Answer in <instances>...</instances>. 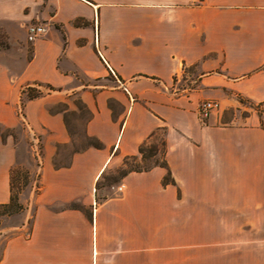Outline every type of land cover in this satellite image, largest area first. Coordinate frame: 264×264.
Masks as SVG:
<instances>
[{"label": "crops", "instance_id": "1", "mask_svg": "<svg viewBox=\"0 0 264 264\" xmlns=\"http://www.w3.org/2000/svg\"><path fill=\"white\" fill-rule=\"evenodd\" d=\"M32 24L46 33L31 43ZM0 26V128L41 146L21 221L0 230V264H208L214 250L217 264H264V0H0ZM32 86L52 90L23 104L22 122ZM230 94L259 111L220 123ZM71 97L102 146L57 165ZM158 130L175 185L154 167L123 177L122 193L96 188ZM16 146L0 133V204Z\"/></svg>", "mask_w": 264, "mask_h": 264}, {"label": "rangeland", "instance_id": "2", "mask_svg": "<svg viewBox=\"0 0 264 264\" xmlns=\"http://www.w3.org/2000/svg\"><path fill=\"white\" fill-rule=\"evenodd\" d=\"M8 35L5 33L4 27L0 26V50L1 51H9L10 50V45H9V39L7 38ZM19 50H21V47H19ZM15 49L14 55L12 60L18 61L20 57V51ZM193 79V76L191 77ZM191 79H187L186 85L189 87L193 86V83H191ZM32 89L34 91H38L41 93V95H44L48 93L49 89H41V87L38 86H32ZM25 88L21 90V95H20V107L18 109V116L21 119L22 122L23 120V104L28 101V95L24 93ZM35 93V92H34ZM236 101V106L231 107L228 106L225 102H221L223 106V110L220 113H217L218 116H220V123H230L233 122L237 118H244L246 117L249 113H256L259 111L260 106L247 101L245 98H242L239 95L234 96L233 94L229 95ZM206 101H216L219 103L218 100L212 99V100H206ZM71 109L68 110L65 114V123L68 129V132L71 136V142L65 146H59L58 147V152L59 155L55 159V163L57 165H66L69 161V158L71 154L75 151H80L89 146L90 141L87 140L84 136L85 134V123L88 118V114L81 105L80 101L76 97H71L70 98V106ZM66 106L63 105H58L56 106L53 110H63L65 109ZM208 119V118H207ZM206 119V120H207ZM206 120H201V122H205ZM0 133L6 138L8 135L12 136L16 143L17 147V161H16V168L20 171L21 174L23 173H28V184L23 186V181L21 178V188L22 192L20 194L23 195V192H27L29 188L32 187L33 180H37L36 173L38 170V167L40 165V158H41V146L39 142H36L34 140H30L29 137L25 135V132L23 128L15 129V130H9V129H3L0 128ZM163 135L159 134L157 135L153 143H159L161 137ZM35 143H37L35 145ZM131 163V162H130ZM152 163L151 161H147V164ZM118 170L119 169H114V170H108L103 174L100 182H99V188L105 187V186H116L118 182H115L118 177ZM31 173V174H29ZM35 192L37 191L38 188V182L35 183ZM25 194V193H24ZM24 210L25 206L23 203H21ZM23 210V211H24ZM22 211V212H23ZM21 212V213H22ZM19 213V214H21ZM21 221V218L19 217L18 214L12 215V216H5L0 219V230H7L8 228L15 226L19 224ZM10 231H8L6 235H8ZM0 252H1V245H0ZM216 251H209L208 253V264H217V259H216ZM219 264V263H218Z\"/></svg>", "mask_w": 264, "mask_h": 264}, {"label": "trees", "instance_id": "3", "mask_svg": "<svg viewBox=\"0 0 264 264\" xmlns=\"http://www.w3.org/2000/svg\"><path fill=\"white\" fill-rule=\"evenodd\" d=\"M47 88L52 90L50 87ZM24 93L28 95L29 100L41 96V93L34 91L32 87L25 88ZM159 134H162L161 130H158L149 136V138L139 146L138 154L136 156L125 158L122 167L118 170L119 177L115 182H119L129 173L148 172L154 167H161L167 170L166 175L163 177L162 185H175L165 160L166 143L164 137H161L159 143H153L154 138ZM89 146L101 148L102 145L98 141L90 139ZM147 161H151L152 163L146 165ZM10 176V199L8 203L0 204V219L5 216L19 214L24 210L20 201V194L22 192L20 180L22 178L23 186L27 185L29 182L27 177L28 173L21 174L18 168H14L11 170ZM96 188H99V183L96 184ZM71 207L77 208L78 206L76 204H72Z\"/></svg>", "mask_w": 264, "mask_h": 264}, {"label": "built area", "instance_id": "4", "mask_svg": "<svg viewBox=\"0 0 264 264\" xmlns=\"http://www.w3.org/2000/svg\"><path fill=\"white\" fill-rule=\"evenodd\" d=\"M46 33V27L43 25L32 24L26 29V36L28 42H35L39 37ZM220 107L216 101H203L198 108V116L201 120H206L210 113L214 110H218ZM34 141L38 142L36 139ZM37 143H35L36 145ZM112 189L117 193H122L124 189L123 184L113 186Z\"/></svg>", "mask_w": 264, "mask_h": 264}]
</instances>
